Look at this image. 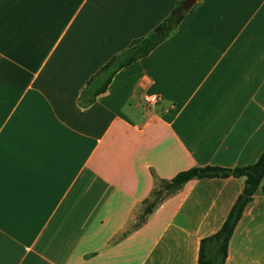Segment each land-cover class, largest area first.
<instances>
[{"label": "crops", "instance_id": "crops-1", "mask_svg": "<svg viewBox=\"0 0 264 264\" xmlns=\"http://www.w3.org/2000/svg\"><path fill=\"white\" fill-rule=\"evenodd\" d=\"M184 1L0 0V264H198L244 176L191 179L121 235L153 175L263 152L264 0H195L92 98L101 68ZM224 264H264V177Z\"/></svg>", "mask_w": 264, "mask_h": 264}, {"label": "trees", "instance_id": "trees-1", "mask_svg": "<svg viewBox=\"0 0 264 264\" xmlns=\"http://www.w3.org/2000/svg\"><path fill=\"white\" fill-rule=\"evenodd\" d=\"M180 5L181 3L177 5L171 15L165 20V23L156 26L149 34L133 40L126 49L114 55L101 68L99 72L100 80L97 82V88L92 93V98L106 89L111 78L120 68L145 56L165 38L166 34L162 31L163 26L166 23L174 26L183 16V13H181L175 17ZM229 175L244 176L243 189L236 198L220 228L215 233L200 240L198 254V264H224L227 258L228 243L235 226L245 207L261 185L264 177V150L256 162L244 167H235L233 169L213 166L191 167L178 172L168 179L153 175V186L149 195L139 204L134 223L121 236L141 227L147 221L149 215L163 201L177 193L187 181L203 177H226Z\"/></svg>", "mask_w": 264, "mask_h": 264}, {"label": "built area", "instance_id": "built-area-1", "mask_svg": "<svg viewBox=\"0 0 264 264\" xmlns=\"http://www.w3.org/2000/svg\"><path fill=\"white\" fill-rule=\"evenodd\" d=\"M159 100V96L151 93H144L141 95V102L145 107L156 104Z\"/></svg>", "mask_w": 264, "mask_h": 264}, {"label": "water", "instance_id": "water-1", "mask_svg": "<svg viewBox=\"0 0 264 264\" xmlns=\"http://www.w3.org/2000/svg\"><path fill=\"white\" fill-rule=\"evenodd\" d=\"M195 2V0H185L181 5L180 8L177 12V15H179L181 12L187 10L193 3Z\"/></svg>", "mask_w": 264, "mask_h": 264}]
</instances>
